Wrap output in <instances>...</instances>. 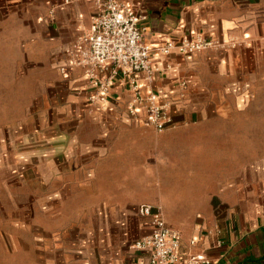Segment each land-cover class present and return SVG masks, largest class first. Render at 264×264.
Listing matches in <instances>:
<instances>
[{
  "label": "crops",
  "instance_id": "obj_1",
  "mask_svg": "<svg viewBox=\"0 0 264 264\" xmlns=\"http://www.w3.org/2000/svg\"><path fill=\"white\" fill-rule=\"evenodd\" d=\"M122 1L146 16L143 42L151 47L196 35L220 42L190 54H156L152 80L138 74L144 91L152 88L169 102L172 125L157 131L142 123L141 113H128V79L120 77L107 97L90 101L93 89L84 69L59 68L62 78L52 84L69 88L62 98L67 109H54L47 131L37 110L1 127L0 187L8 191L11 172L31 155L37 183L47 179L49 203L81 202L83 211L101 218L89 249L93 264L147 262L148 252L132 246L149 234L148 219L135 212L143 203L159 210L179 234L180 255L202 252L204 264H264V150L249 162L254 119L246 112L249 96L264 82V0ZM95 5V0H0L8 11L3 22L27 28L20 42L32 45L19 48L23 57L37 47L41 57H62L65 63V49L88 29ZM5 39L0 42L12 41ZM54 85L48 89L56 97ZM127 206L134 207L135 218L130 239L105 221ZM36 227L49 238L35 247L37 264H73L56 228ZM89 250L78 255V264H92Z\"/></svg>",
  "mask_w": 264,
  "mask_h": 264
},
{
  "label": "rangeland",
  "instance_id": "obj_2",
  "mask_svg": "<svg viewBox=\"0 0 264 264\" xmlns=\"http://www.w3.org/2000/svg\"><path fill=\"white\" fill-rule=\"evenodd\" d=\"M7 14L5 7L0 6V38L12 40L8 43L0 42V130L3 123L11 121L7 125H14L17 118L37 110L41 125L47 131L50 127L47 124L49 115L55 114V108L63 111L67 107L66 100L62 98L68 96L69 88L54 85V81L62 78L58 69L66 63L62 57H41L37 47L35 52H29L28 57H23L19 48L27 47L28 50L32 45L29 43L28 46L27 42L23 45L20 42V37L28 36L27 28L16 26L15 22H3ZM64 75L66 78L68 74ZM52 85L56 86V97H53L54 92H51L53 89H48ZM254 92L249 96L252 101L246 109L250 118L254 119L249 121V162L255 161L259 149L264 150V82L262 88ZM16 132L13 127V133ZM25 159L24 166L11 172L10 176L13 177L9 181L13 184L9 186L8 191L4 185L0 187V264L5 261L6 264L38 263L35 247L39 241L49 240L48 232L36 227L38 224L43 225V229L56 228L57 241L65 243L73 264H78V255L85 249L92 248L90 244L96 242L101 218L92 216L88 210L83 211L84 203L81 202L68 200L49 203L46 197L47 179H41L37 183V170L31 164V155L25 156ZM3 206H6V217ZM133 209V206H127L117 217L105 221L125 233L129 239L133 238L136 234L135 218L130 216ZM91 253L93 251L89 250L88 260L93 264L96 257Z\"/></svg>",
  "mask_w": 264,
  "mask_h": 264
},
{
  "label": "built area",
  "instance_id": "obj_3",
  "mask_svg": "<svg viewBox=\"0 0 264 264\" xmlns=\"http://www.w3.org/2000/svg\"><path fill=\"white\" fill-rule=\"evenodd\" d=\"M95 14L86 31L80 34L66 49V65L60 67L66 73L70 67L84 69L86 79L93 89L90 101L107 97L116 81L128 79L131 98L127 104L128 113L137 117L142 114V123L163 131L172 125L169 116L170 104L162 100L152 88L143 90L138 74L146 80L153 78L156 54L175 51L190 54L199 50L218 47L220 42L201 35L179 40L170 39L156 47L143 42L146 16L134 10L126 1L95 0ZM139 217L147 218L149 234L132 243L134 249L148 252L145 264H204L207 257L202 252L179 253L180 236L162 218L159 210L149 204L135 208Z\"/></svg>",
  "mask_w": 264,
  "mask_h": 264
}]
</instances>
